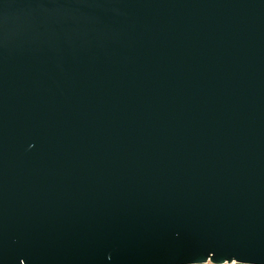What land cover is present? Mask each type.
I'll list each match as a JSON object with an SVG mask.
<instances>
[{
  "label": "water",
  "instance_id": "95a60500",
  "mask_svg": "<svg viewBox=\"0 0 264 264\" xmlns=\"http://www.w3.org/2000/svg\"><path fill=\"white\" fill-rule=\"evenodd\" d=\"M264 264V0H0V264Z\"/></svg>",
  "mask_w": 264,
  "mask_h": 264
},
{
  "label": "built area",
  "instance_id": "2783aa9c",
  "mask_svg": "<svg viewBox=\"0 0 264 264\" xmlns=\"http://www.w3.org/2000/svg\"><path fill=\"white\" fill-rule=\"evenodd\" d=\"M207 264H214V263H211L210 261H207ZM221 264H234V262H230V263L224 262V263H221Z\"/></svg>",
  "mask_w": 264,
  "mask_h": 264
}]
</instances>
